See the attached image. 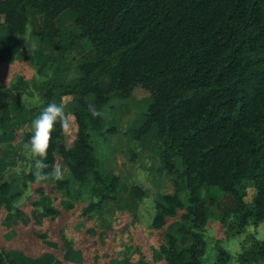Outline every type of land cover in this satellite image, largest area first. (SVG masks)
Segmentation results:
<instances>
[{"label": "trees", "instance_id": "trees-1", "mask_svg": "<svg viewBox=\"0 0 264 264\" xmlns=\"http://www.w3.org/2000/svg\"><path fill=\"white\" fill-rule=\"evenodd\" d=\"M66 11L75 12L74 36L89 39L95 58L78 66L77 83L46 90L44 105L57 103L58 90L71 98L65 113L69 125V115L74 117L76 133L69 144L66 131L56 125L45 158L48 167L41 170L49 175L40 181L66 191L72 180L79 191L88 188L91 198L82 211L87 219L117 202L121 177L101 171L93 134L115 132L106 128L104 116L112 94L128 99L142 89L149 103L134 139L140 142L156 126L164 168L178 173L188 191L185 203L180 182L173 180L174 191L154 202L155 230L184 211L177 233L164 234L160 252L165 264H203L201 230L218 201L214 189L234 200L235 208L226 213L235 217L230 229L264 222V0H0V29L10 37L25 36L31 24L42 44L59 37V18ZM6 52L0 51V60ZM105 76L107 87L101 83ZM93 108L99 115H92ZM59 162L67 169L65 178L51 175ZM36 171L30 158L25 178L36 181ZM248 189L254 190L250 202ZM21 195L12 180L0 181V206L7 211L16 208ZM129 195L142 201L146 191L133 185ZM44 212L61 214L53 206ZM181 236L191 243L181 248ZM263 259L264 242L254 241L239 264ZM229 261V253L217 246L214 264ZM0 264L20 263L0 246Z\"/></svg>", "mask_w": 264, "mask_h": 264}, {"label": "rangeland", "instance_id": "rangeland-1", "mask_svg": "<svg viewBox=\"0 0 264 264\" xmlns=\"http://www.w3.org/2000/svg\"><path fill=\"white\" fill-rule=\"evenodd\" d=\"M74 19V11L63 13L58 22L59 37L42 44L33 34L31 24L25 36L10 37L4 27L0 29V51L7 50L0 60V181L12 180L22 192L13 211L0 206V246L17 258L23 259L25 254L37 263L48 252L62 264H165L160 252L164 234L177 233L184 211L169 219L164 229L155 230L151 225L154 202L160 195L174 191L173 180L180 182L185 203L188 191L178 173L170 174L164 168L156 126L140 142L134 139V131L146 120V91L137 89L128 99L112 94L104 116L106 128H115V132L93 134L102 161L101 171L115 172L121 177L118 201L107 204L101 214L92 219L82 215L91 193L88 188L79 191L75 180L66 191L49 183L31 182L24 176L30 171L31 158L23 149L24 137L31 133V121L44 106L46 90L54 84L77 83L78 66L95 58L89 39L75 38ZM101 83L107 87L109 78L105 76ZM70 99L62 91L56 92L55 100L65 112L69 111ZM69 118L66 133L70 144L75 138L76 124L72 115ZM58 169L59 177H67V169L60 162ZM133 185L146 191L142 201L130 197ZM211 192L218 201L209 209L208 223L201 230L206 241L203 264L215 263L217 246L229 253V264H239L241 255L254 241L264 242V222L230 229L235 217L226 213L235 208L233 198L215 189ZM253 195L254 190L248 189L246 201L250 202ZM47 206L59 209L61 214L46 215ZM188 226L192 227V223L188 222ZM3 235L7 243L2 240ZM191 241L181 236L179 246L186 247ZM251 264H264V259Z\"/></svg>", "mask_w": 264, "mask_h": 264}, {"label": "clouds", "instance_id": "clouds-1", "mask_svg": "<svg viewBox=\"0 0 264 264\" xmlns=\"http://www.w3.org/2000/svg\"><path fill=\"white\" fill-rule=\"evenodd\" d=\"M91 111L93 116L99 115L94 108ZM57 124L65 131L69 128V121L64 107L62 104L55 102L44 105L39 114L31 121V134L24 143L23 149L33 159L37 169L35 173L37 181L43 180L49 175L41 170L48 167L45 158L48 153L49 141L53 138V132ZM51 175L58 177L60 172L56 169Z\"/></svg>", "mask_w": 264, "mask_h": 264}, {"label": "crops", "instance_id": "crops-1", "mask_svg": "<svg viewBox=\"0 0 264 264\" xmlns=\"http://www.w3.org/2000/svg\"><path fill=\"white\" fill-rule=\"evenodd\" d=\"M2 156H4V155H2ZM109 203H111V202H109ZM109 203H107V204H109ZM2 240H4V243H7L6 240H5V235H3ZM54 245H56V243ZM52 248H54V247H52ZM5 249L8 250L7 248H5ZM67 254H68L67 255V257H68L69 256V252ZM15 258L18 260V262L20 264H55L56 263V255H54L52 253H48V252L45 253V255L41 259V262H38V263L32 261V258L30 256H26L25 254L23 255V259L17 258V257H15Z\"/></svg>", "mask_w": 264, "mask_h": 264}]
</instances>
